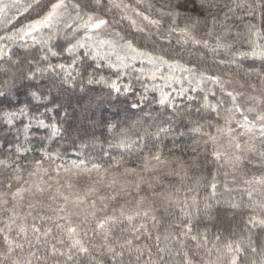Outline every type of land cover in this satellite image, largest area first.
Instances as JSON below:
<instances>
[{
    "label": "snow or ice",
    "instance_id": "snow-or-ice-1",
    "mask_svg": "<svg viewBox=\"0 0 264 264\" xmlns=\"http://www.w3.org/2000/svg\"><path fill=\"white\" fill-rule=\"evenodd\" d=\"M96 86L135 118L69 124ZM0 264H264V0H0Z\"/></svg>",
    "mask_w": 264,
    "mask_h": 264
},
{
    "label": "trees",
    "instance_id": "trees-1",
    "mask_svg": "<svg viewBox=\"0 0 264 264\" xmlns=\"http://www.w3.org/2000/svg\"><path fill=\"white\" fill-rule=\"evenodd\" d=\"M155 2L158 3L159 0H155ZM108 18L111 20L112 16L109 15ZM116 19L117 21H119L118 16L116 17ZM255 22L258 25L262 23L259 19H257ZM115 26L121 29H126L127 22L126 21L120 22ZM240 30L243 31L242 25L240 26ZM237 48H239L241 51L248 50L247 44L243 40L237 43ZM202 51L203 50H201V52ZM199 55L200 53H192V54L185 53L183 55V61L197 62L199 59ZM206 63L209 69L222 70L220 66L214 65L212 63V58L210 55H208ZM243 63L245 66H247L245 61ZM233 71L235 70L233 69ZM51 96L58 98L64 104L68 112L69 124H71L74 127H87L90 119H96V120L103 119V120H111L113 122H120L126 119L131 120L135 118V116L133 115V110L129 108V104H130L129 100L125 99L124 97H120L119 99L107 100L106 98L101 96V89L99 86L94 87L93 90L84 91V92H81L79 88H77L74 91H70L68 93L63 94L62 96L58 95L56 90L53 89L51 92ZM18 101L20 104L31 102L26 89L22 88L20 90L18 95ZM184 102L187 103V101ZM61 116L63 117V113H61ZM96 131L97 134H99L101 129H97ZM40 138H41V134L39 132H36L35 135L32 137V144L34 147V152L32 153V155H36V156L39 155L36 149L39 148V144L37 143V141ZM99 150H100L99 146H97L96 151L98 152ZM177 154L179 155L180 153ZM193 155H195V153L189 151L184 158L188 159ZM68 158L69 159L75 158V156L71 154V151L69 153ZM210 159L211 158L209 157L208 160L210 161ZM204 162H205V158L203 155H201L200 163L203 165ZM197 171H202L204 175L210 179L209 173L215 172L216 168L213 167L211 163H209L206 168H201ZM248 171L250 173L257 172L254 170V167L252 165L248 166ZM218 179L222 181L224 178L223 176H220L218 177ZM219 191L223 192V189L220 188ZM201 195H203V191L201 192ZM233 195H237L238 198V194H233ZM228 196L229 194L224 193L225 198H228ZM241 219L242 218L239 215L233 217L231 210L226 209V207H222L220 209L218 221L215 222L214 226L210 225L211 232L215 234L217 232V229H219L223 235L227 236L233 227H236L237 225L240 224Z\"/></svg>",
    "mask_w": 264,
    "mask_h": 264
},
{
    "label": "rangeland",
    "instance_id": "rangeland-1",
    "mask_svg": "<svg viewBox=\"0 0 264 264\" xmlns=\"http://www.w3.org/2000/svg\"><path fill=\"white\" fill-rule=\"evenodd\" d=\"M245 63H246L247 65H249V64L252 63V61L248 60V61H245ZM254 170L257 171V172H259V169H258V168H254Z\"/></svg>",
    "mask_w": 264,
    "mask_h": 264
}]
</instances>
